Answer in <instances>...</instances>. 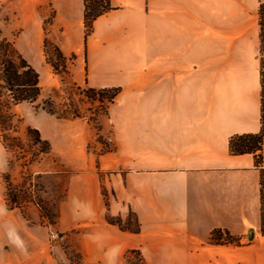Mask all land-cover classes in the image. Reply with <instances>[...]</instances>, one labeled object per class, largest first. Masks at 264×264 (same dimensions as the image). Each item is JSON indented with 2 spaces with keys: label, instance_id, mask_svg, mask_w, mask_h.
Returning <instances> with one entry per match:
<instances>
[{
  "label": "crops",
  "instance_id": "1",
  "mask_svg": "<svg viewBox=\"0 0 264 264\" xmlns=\"http://www.w3.org/2000/svg\"><path fill=\"white\" fill-rule=\"evenodd\" d=\"M108 2L87 33L84 0H27L18 13L20 52L40 92L62 83L43 50L50 12L65 83L119 92L97 119L111 138L104 151L94 150L85 118L29 113L49 145L29 168L63 178L49 226L66 240L50 242L40 223L14 235L18 208L7 206L0 178V264H127L132 251L144 264H264L260 168L252 153L229 151L231 136L261 128L264 0ZM261 154L264 166V138ZM7 169L0 144V172ZM22 209L39 217L33 204ZM129 212L138 232L106 221ZM216 228L240 243L210 242Z\"/></svg>",
  "mask_w": 264,
  "mask_h": 264
},
{
  "label": "rangeland",
  "instance_id": "2",
  "mask_svg": "<svg viewBox=\"0 0 264 264\" xmlns=\"http://www.w3.org/2000/svg\"><path fill=\"white\" fill-rule=\"evenodd\" d=\"M26 1L0 0L1 35L12 43L16 52L21 56L19 41L22 26L18 13L28 6ZM51 18L52 12L43 23L45 38L47 39L46 51L48 56L59 64L60 61L53 51L55 42L49 35ZM262 49L264 59V46ZM65 74H60L62 83L58 88L52 90L43 88L34 103L21 101L15 106H13L14 104L8 106L7 102L10 97L7 92L3 90L0 95V144L4 147L8 165L7 170L0 172V178L4 185L3 193L7 206L18 208L12 217L14 235L19 231L16 228L21 225L30 226L40 223L44 224L47 230L52 228L49 223L54 222L55 199L61 194L63 188V178H57V174L36 173L29 168L30 164H36L43 155L42 153H46L41 152L43 144L34 143L35 133H28L26 130L27 126L34 128L28 124L29 113L45 110L43 107L52 109L54 111L52 114L58 117L73 118L71 114L76 113L78 117L85 118L95 132L96 141L99 144H95L97 148L94 150L104 151L111 148V138L110 136L105 138L101 136V127L97 120L99 116H104L103 108L96 100L93 102L88 100L82 92L76 89L75 84L65 83ZM93 118L95 120H91ZM57 179L59 180L56 182ZM27 203L35 205L38 209L39 217L36 220L33 219L31 213H25L22 209V206ZM0 225L2 227L5 225V219H0ZM121 225L123 228H135L136 218L134 214L129 212L127 217L121 220ZM0 236L3 237L4 235L1 233ZM127 264H144V262L138 251H135L128 254Z\"/></svg>",
  "mask_w": 264,
  "mask_h": 264
},
{
  "label": "trees",
  "instance_id": "3",
  "mask_svg": "<svg viewBox=\"0 0 264 264\" xmlns=\"http://www.w3.org/2000/svg\"><path fill=\"white\" fill-rule=\"evenodd\" d=\"M109 8L108 0H84V25L86 33L91 30L92 21L104 13ZM258 20L260 25V74H261V128L257 133L236 134L229 138V151L231 154L252 153L255 158V165L260 168L261 184V228L264 234V166H262V142L264 138V59L262 48L264 46V2L258 7ZM44 52L47 62L54 71L59 74L66 73V57L61 53L57 45H53V51L59 64L52 60L46 51L47 39H44ZM72 58L74 55L71 56ZM0 95L5 90L10 100L7 105L16 104L21 101L34 103L40 95L39 74L38 72L14 49L12 43L1 35L0 32ZM76 89L82 92L88 100L97 101L103 111L106 112L107 106L112 102L119 92L118 87L91 88L74 85ZM43 107V106H42ZM46 111L54 113L50 108L43 107ZM9 116V115H8ZM72 117H78L76 113ZM64 117L66 116H59ZM95 120V118L91 119ZM27 132H34L36 137L34 143L43 144L41 152H48V142L40 138L37 129L30 126L26 127ZM108 202L106 201V206ZM120 217L106 215V221L116 224L124 230L132 232L139 231V224L136 220L135 228H123ZM210 242L214 243H234L239 244V238L231 235L227 230L216 228L210 234ZM135 252V251H132Z\"/></svg>",
  "mask_w": 264,
  "mask_h": 264
},
{
  "label": "built area",
  "instance_id": "4",
  "mask_svg": "<svg viewBox=\"0 0 264 264\" xmlns=\"http://www.w3.org/2000/svg\"><path fill=\"white\" fill-rule=\"evenodd\" d=\"M48 239L52 243H63L66 239V235L63 232H59L54 228L48 230Z\"/></svg>",
  "mask_w": 264,
  "mask_h": 264
}]
</instances>
